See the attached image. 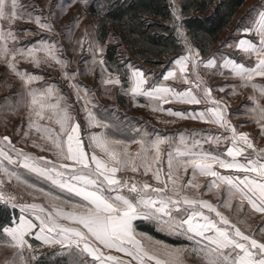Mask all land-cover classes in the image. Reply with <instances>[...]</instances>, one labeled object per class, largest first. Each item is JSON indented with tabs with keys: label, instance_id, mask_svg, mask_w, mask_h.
<instances>
[{
	"label": "snow or ice",
	"instance_id": "1",
	"mask_svg": "<svg viewBox=\"0 0 264 264\" xmlns=\"http://www.w3.org/2000/svg\"><path fill=\"white\" fill-rule=\"evenodd\" d=\"M78 2L87 7L88 0ZM57 6L59 13L51 10ZM170 8L169 23L181 52L160 79H150L157 74L131 63L123 71L110 69L106 45L87 29L76 45L83 50L87 44L92 56L86 62L91 65L88 71L99 67V82L109 95L115 88L133 104L144 98L142 106L153 112L222 130L192 132L189 139L181 133L179 142L135 126L125 136L119 122L90 110L89 105H98L95 94L76 81L78 72L61 56L59 42L42 37L27 45L17 43L22 32H35L17 28L22 20L42 32H55V22L65 12L63 4L50 3L45 14L19 0H0V61L20 80L14 94L18 98H0V111L26 113V127L15 129L16 143L9 135L0 136V204L18 210V215L0 223V264H44L49 255L59 258L60 264H189L190 258L196 264H264V147L258 146L259 138H264V8L255 17L250 14L256 9H250L245 17L250 23L236 29L242 35L231 44L224 42L223 46L240 50L246 62L223 53L204 58L182 28L176 0H170ZM80 19L77 15L64 26L69 41ZM20 60L34 67H51L52 62L59 66L77 101H82L85 122L77 118L70 96L55 84H37L45 78L18 67ZM216 75L230 76L237 83L209 85L205 76ZM169 80L185 87L170 85ZM238 88L251 89L247 96L251 103L241 109L259 126L255 137L239 130L243 124L232 122L231 116L240 112H228L225 97L235 95ZM177 103L203 107L178 110L172 106ZM21 142L26 146L30 142L51 157L17 147ZM132 145H137L134 151ZM149 174L155 185L144 179ZM29 176L51 188L38 187ZM256 214L261 223L253 227L249 221ZM136 221L151 222L158 231L183 237L193 246L154 239L139 231Z\"/></svg>",
	"mask_w": 264,
	"mask_h": 264
},
{
	"label": "crops",
	"instance_id": "2",
	"mask_svg": "<svg viewBox=\"0 0 264 264\" xmlns=\"http://www.w3.org/2000/svg\"><path fill=\"white\" fill-rule=\"evenodd\" d=\"M256 9V12H252L250 15L252 17H255L256 14L264 8V0H247L241 8L238 10L236 15L234 16L233 20L216 36L214 43L212 46L205 52L202 53L204 58L211 57L214 53H223L226 56H231L238 61L246 62V58L244 57V54L236 49L235 47H227L223 46L224 42H228L229 44L235 42L242 34L237 32L236 29L238 26H242L243 24H249L250 20L245 19L246 16L249 15L250 9ZM94 23L95 21L91 19ZM65 24V23H64ZM98 29V31H97ZM93 34L92 37H96V33L100 34L99 40L100 42L104 43L106 45V51H105V59L107 61L108 67L110 69L113 68H119L121 71H123L126 68V65L128 63L133 64L134 66H138L146 71V73H156V76H150V79H160V74L164 73L168 68H170L171 61L174 57H176L180 53H172L168 56L167 59H163L161 64L156 66H151L143 61L133 57L131 54H129L126 43L121 36L120 32L117 30H114L111 26H109V31H104L103 29H100L97 27V25H94L92 27ZM116 33V34H115ZM187 35V34H186ZM63 38H65V34L63 33ZM188 36V35H187ZM189 37V36H188ZM115 39V41L113 40ZM114 47V48H112ZM112 48V49H110ZM65 57V56H63ZM122 58H126L124 61H120ZM202 75H205L203 72ZM2 77V75H0ZM206 79H208L209 85L211 86H220L225 84H231V83H237V81L230 77V76H212L209 78L208 76H205ZM11 79V78H10ZM257 81H260V78H256ZM88 83H90V86L92 88H98L99 89V95H98V105L95 108H91V110L95 111L98 115H103L105 117H108L109 120H115L119 122L121 126V131L124 133L125 136L131 134V129L133 126L135 127H142L146 128L149 132H159L163 135H167L174 139L175 141L179 142L180 134L184 133L185 138L189 139L188 134L192 132L206 134L209 130L212 132H218L222 131L218 129L215 125L207 124L198 120H191V119H180L168 116L164 113H156L151 110L150 107L142 106L145 104L144 98H138V102L136 104H133L131 99L128 96L120 95L118 94V90L113 88L111 90V95L106 94V96H103L101 94L102 89L104 88L101 86L99 80H100V72L99 70L95 72V74L92 76L91 79H87ZM66 81H63L62 84H65ZM78 82V81H77ZM168 83L170 85H173L177 88H183L185 85L174 83L173 81L169 80ZM37 84H54L49 83L48 81H39ZM3 86L0 83V88ZM58 88L60 85H57ZM3 87H12L9 91L0 89V98L5 96H10L12 100H16L18 97H15L11 92H13V89L19 88V83L17 79H13V82L8 85H4ZM229 88H225V92H229ZM9 92L11 94H9ZM108 93V92H107ZM251 89L250 88H238L237 93L235 95L227 96L225 97V102L229 104L228 112L229 114L240 112V115H232L231 119L234 124L241 125L243 124L244 127L240 128L241 131H247L250 133L251 136H257L259 133V126L254 122L249 120V117L245 114H243V110L241 109L242 104H250L251 102L247 100V96L251 95ZM214 95L216 96H224V93H220L218 91H214ZM14 96V97H13ZM169 105H165V107H168ZM174 108L178 110H191V109H200L203 107V105H185V104H174L172 105ZM114 113V115H113ZM9 118L12 116L13 113H10ZM77 118L84 123L85 118L82 119L81 114L76 112ZM10 121H14L12 117L10 118ZM163 121H170L169 123H164ZM18 128V122H16ZM21 124V122L19 123ZM10 136V138H13L12 133L7 134ZM32 135V133H30ZM118 138H123L120 136L119 133H117ZM201 136H197V139H200ZM86 140V137H85ZM14 142V140H13ZM258 146L264 147V138H259L258 140ZM205 148H208V145H204ZM22 148V147H19ZM137 148V145H132L131 150H135ZM25 151L32 152L35 155H48L51 157L50 153H42L39 151V149L33 148L31 146H28L27 149H24ZM166 165V161H165ZM191 170H189L190 172ZM225 171V170H221ZM128 175H133L131 173H126ZM31 180L37 182H41L45 184L46 186L43 187L45 190H48L51 188V185L43 180H38L33 176H29ZM139 177V176H138ZM146 179L151 180V174H149L148 177H144ZM187 178V177H185ZM202 182L205 181L206 178H199ZM153 183H155L154 180ZM57 194L63 195V193H60L59 190H55ZM205 199H213V202H215L214 198L211 196H205ZM39 202V201H37ZM245 207L247 205L245 204ZM260 214H256L254 218H252L249 223L253 225V227H256L261 223L260 220ZM155 239V238H154ZM185 239V238H183ZM187 241V240H186ZM188 243L185 244L188 246H193L192 242L187 241ZM194 258H190V262H193ZM190 264V263H189Z\"/></svg>",
	"mask_w": 264,
	"mask_h": 264
},
{
	"label": "trees",
	"instance_id": "3",
	"mask_svg": "<svg viewBox=\"0 0 264 264\" xmlns=\"http://www.w3.org/2000/svg\"><path fill=\"white\" fill-rule=\"evenodd\" d=\"M247 0H176L182 28L205 53L216 36L233 20ZM97 26L120 32L128 52L144 63L156 66L172 53H180L171 20L170 0H109L104 9L93 7ZM114 48V47H112ZM110 48V49H112ZM16 210L0 204V223L16 215ZM139 231L168 244H187L185 239L168 236L147 221H136Z\"/></svg>",
	"mask_w": 264,
	"mask_h": 264
},
{
	"label": "rangeland",
	"instance_id": "4",
	"mask_svg": "<svg viewBox=\"0 0 264 264\" xmlns=\"http://www.w3.org/2000/svg\"><path fill=\"white\" fill-rule=\"evenodd\" d=\"M108 1L109 0H88L87 7H85L83 4L78 2V0H75V2H72L70 4V6H69V0H19V2L21 4L26 5V6H34L37 11H43L45 14H47L49 11V4L50 3L52 5L63 4L65 6V12H64V14L60 15L59 19L55 22V32H51V33L46 32V31L42 32L41 30H39L37 28V26L35 24L29 23V22L23 21V20L19 21L18 24L16 25V27L19 29L28 28V29H34L35 30V32L33 34H23V32H22L21 33L22 38L19 41H17L18 44H21V45L31 44L33 42L39 41L42 37L45 39L51 38V39L59 42V44L62 45V47L64 49V51L61 53V56L62 57L65 56L69 61H71V63L68 65V67L72 71L78 72V74L75 78L76 81H78L82 86H87L89 90L94 92L95 97H96V101L98 103H99V101H98L99 89L98 88H92L90 86V83H88L87 79H91L92 76L95 74V72H97L99 70V67L96 66L94 71H91V72L88 71V69H89V67H91V65H90V63H86V62L91 61V58H92L91 52L88 50L87 44H85L83 50H81L76 45V41L81 39V37L84 34L85 29L88 30V32L91 34V36L94 35L92 27H94V25H97V19H96V17L91 16V13L89 12V10L93 9V7L104 9L106 7V4L108 3ZM51 10L53 12H57V13L60 12V8L58 6L53 7ZM77 15H79L81 17L79 27L72 33L71 41H69V39H67L66 37L63 38V36H62L64 33V26L66 24L70 23L73 20V18L76 17ZM91 19H93L95 22L92 23L93 21ZM97 31H98V29H97ZM36 33H39V34H36ZM99 34H100V32L96 33V35H99ZM65 36H66V34H65ZM113 40L115 41V39H113ZM74 48L76 49L75 51L73 50ZM125 59L126 58H122L120 61H124ZM18 67H20L22 69H27L32 73L42 75L45 78L43 80L44 82L45 81L46 82L48 81L49 83L54 82V84L56 86L59 84L60 85L59 89L61 90V92L66 96H70V100L74 106V111L81 114L82 119L85 118V112L81 108L82 101H77L76 96L74 95L72 88L69 86V83L63 78L62 74L60 73L59 66L55 65L54 62H52L51 67H49L48 65H42L41 67H34L31 63L24 61V60H20ZM0 75H2V77L0 76V83L3 86L11 84V82H13V79L18 80L19 88L13 89V92H11L13 95L17 94L19 89H20V80L13 73H11V71L6 67V65L2 61H0ZM63 81H66L65 84H62ZM3 86H1V88H0L2 90V92H3V90L9 91L10 88H12V87H3ZM101 89H102L101 94L103 96H106V94H109L105 91L104 88H101ZM11 93L9 92V94H11ZM14 96L17 97V95H14ZM88 107L90 108V110H91V108H93L91 105H89ZM9 115H11V114L0 111V136L12 133V135H13L12 139L14 140V143H16L17 137L14 134L16 126H17L16 122H18V127H20L21 125H24L26 127V113H24L22 111L13 112L11 117L14 121H10L11 117L9 118ZM20 122H21V124H19ZM5 125H7V130H5ZM16 146L22 147L23 149H27L28 146H30V142H29L28 146H26L25 143H23V142L17 143ZM21 171L23 172L24 170L21 169ZM125 175H128V174H125ZM28 178L31 179L30 177H28ZM137 178L139 179V177H137ZM144 179H146V178H144ZM34 182L38 185V187L43 188L46 186L45 184H43L41 182L40 183L37 182V180H35ZM151 182L153 183V181H151ZM13 183H14V181H13ZM6 187L11 188L12 184L6 183ZM16 212H17L16 215H18V210H16ZM151 224L154 225L153 223H151ZM161 233L168 235V236H174V235H170L167 232H161ZM180 238L183 239V237H180ZM188 247L191 248V246H188ZM49 251H51V250H49ZM2 259H3V256L0 255V260H2ZM189 263L190 264H196L195 258H194L193 262H190V260H189ZM44 264H60L59 258H53L50 255L45 256L44 257Z\"/></svg>",
	"mask_w": 264,
	"mask_h": 264
},
{
	"label": "built area",
	"instance_id": "5",
	"mask_svg": "<svg viewBox=\"0 0 264 264\" xmlns=\"http://www.w3.org/2000/svg\"><path fill=\"white\" fill-rule=\"evenodd\" d=\"M154 184V183H153ZM155 185V184H154Z\"/></svg>",
	"mask_w": 264,
	"mask_h": 264
}]
</instances>
